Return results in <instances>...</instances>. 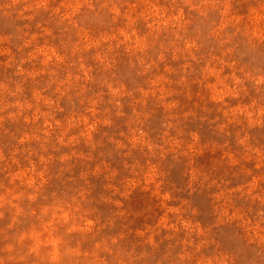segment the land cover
<instances>
[{
    "label": "clouds",
    "instance_id": "obj_1",
    "mask_svg": "<svg viewBox=\"0 0 264 264\" xmlns=\"http://www.w3.org/2000/svg\"><path fill=\"white\" fill-rule=\"evenodd\" d=\"M0 264H264V0H0Z\"/></svg>",
    "mask_w": 264,
    "mask_h": 264
}]
</instances>
